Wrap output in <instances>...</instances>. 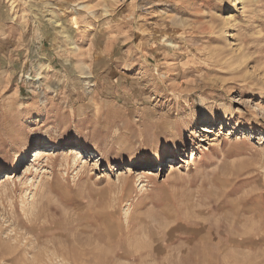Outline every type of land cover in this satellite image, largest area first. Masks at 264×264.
I'll use <instances>...</instances> for the list:
<instances>
[{
  "label": "rangeland",
  "instance_id": "rangeland-1",
  "mask_svg": "<svg viewBox=\"0 0 264 264\" xmlns=\"http://www.w3.org/2000/svg\"><path fill=\"white\" fill-rule=\"evenodd\" d=\"M0 264H264V0H0Z\"/></svg>",
  "mask_w": 264,
  "mask_h": 264
},
{
  "label": "bare ground",
  "instance_id": "bare-ground-1",
  "mask_svg": "<svg viewBox=\"0 0 264 264\" xmlns=\"http://www.w3.org/2000/svg\"><path fill=\"white\" fill-rule=\"evenodd\" d=\"M204 131H209V129L205 127L204 128ZM44 155H45V152L43 151V149L34 150V159H33V162L39 161L40 159L43 158ZM171 167H172L171 169H174L173 166H171ZM5 178H8L7 174H6Z\"/></svg>",
  "mask_w": 264,
  "mask_h": 264
}]
</instances>
